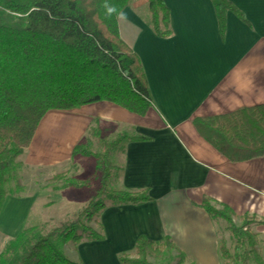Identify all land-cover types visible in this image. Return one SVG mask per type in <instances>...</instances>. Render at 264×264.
Segmentation results:
<instances>
[{
	"label": "crops",
	"instance_id": "0c3cea01",
	"mask_svg": "<svg viewBox=\"0 0 264 264\" xmlns=\"http://www.w3.org/2000/svg\"><path fill=\"white\" fill-rule=\"evenodd\" d=\"M228 1L247 22L228 12L224 36L211 0H164L173 30L167 39L148 26V15L127 7L120 34L141 60L154 108L144 117L109 102L50 111L21 157L27 167L73 162L95 127L109 140L127 132L148 139L118 150L124 173L117 185L148 191L152 200L105 210V239L78 246L83 264H121L142 236L171 238L189 262L222 264L218 227L200 208L205 198L264 220V157L231 162L195 123L264 104V0ZM255 231L264 259V224Z\"/></svg>",
	"mask_w": 264,
	"mask_h": 264
},
{
	"label": "trees",
	"instance_id": "16d2710c",
	"mask_svg": "<svg viewBox=\"0 0 264 264\" xmlns=\"http://www.w3.org/2000/svg\"><path fill=\"white\" fill-rule=\"evenodd\" d=\"M222 36L227 13L247 22L228 0H211ZM131 0H0V213L12 181L21 189L19 160L30 147L50 111H72L109 102L144 117L154 108L139 56L123 40L121 13ZM147 24L160 38L173 36L171 14L164 0H147ZM200 134L231 162L264 157V104L195 121ZM97 140L101 150L90 149ZM147 138L125 133L109 140L99 127L75 149L73 158L93 159L87 178L69 179L90 189L87 206L49 231L27 227L0 255V264H83L65 253H78L84 242L103 241L101 216L110 207L151 201L148 191L119 187L124 167L113 157L131 142ZM65 175L58 174L61 178ZM217 225L225 226L231 247L220 235L222 264H264L259 234L264 224L256 215H237L230 207L205 198L200 205ZM121 264H195L166 237L137 240L133 252L119 256Z\"/></svg>",
	"mask_w": 264,
	"mask_h": 264
},
{
	"label": "rangeland",
	"instance_id": "374dc122",
	"mask_svg": "<svg viewBox=\"0 0 264 264\" xmlns=\"http://www.w3.org/2000/svg\"><path fill=\"white\" fill-rule=\"evenodd\" d=\"M130 6L136 7L142 15H148L147 0H131ZM101 148L98 141L93 140L90 149L97 152ZM113 159L117 165H122L121 154L118 151ZM19 163L23 166L18 170L22 188L17 189L16 181L10 183L0 213V255L5 251L7 243L25 228L38 227L49 231L75 217L87 206L91 198L90 189L72 185L67 180L89 177L94 169L93 159L81 160L79 157L73 162L53 167H27L24 166L22 159ZM61 173L65 176L57 178L56 176ZM218 229L231 247L230 236L224 230L225 226L220 224ZM72 248L73 245H68L65 253L71 258H77ZM260 253L262 255V251Z\"/></svg>",
	"mask_w": 264,
	"mask_h": 264
}]
</instances>
